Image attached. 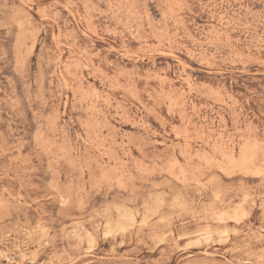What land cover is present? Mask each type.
I'll use <instances>...</instances> for the list:
<instances>
[{
	"label": "rangeland",
	"instance_id": "1",
	"mask_svg": "<svg viewBox=\"0 0 264 264\" xmlns=\"http://www.w3.org/2000/svg\"><path fill=\"white\" fill-rule=\"evenodd\" d=\"M0 264H264V0H0Z\"/></svg>",
	"mask_w": 264,
	"mask_h": 264
}]
</instances>
